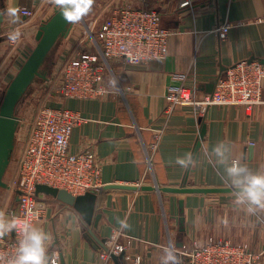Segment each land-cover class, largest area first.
<instances>
[{"label":"crops","instance_id":"1","mask_svg":"<svg viewBox=\"0 0 264 264\" xmlns=\"http://www.w3.org/2000/svg\"><path fill=\"white\" fill-rule=\"evenodd\" d=\"M184 1L99 0L95 17L99 20L126 6L159 12L162 27L171 32L168 54L144 65L123 67L114 60L105 76L111 93L95 99L59 100L53 105L60 102L84 119L73 129L68 151L76 154L90 149L101 163L102 185L91 192L97 196L96 210L101 216L93 229L99 240L107 243L115 234L126 254L150 264H160L162 248L170 243L187 264L183 247L209 239L227 241L247 246L256 255V264H264V211L250 215L232 203L223 169L211 155L212 146L225 141L232 158L264 172V82L262 103L250 111L233 105L212 106L199 116L188 106L167 110L165 100L171 86L194 85L200 95L206 94V86L227 68L264 60V0H190L189 5L180 6ZM0 4L5 13L10 8L34 12L32 19H26L19 11L17 23L3 15L1 90L32 52L38 27L53 14L55 5L51 0H0ZM221 23L231 25L224 41L211 32ZM15 30L21 37L12 42L8 35ZM113 78L118 88L110 85ZM200 118L206 131L196 147ZM188 152L195 165L188 169L175 165L174 158ZM15 172L16 168L13 176ZM13 196L10 208L17 212ZM39 200L45 206L44 218L34 224L52 236L49 259L56 256L60 264L62 255L64 264H115L111 258H100L102 249L87 236L74 213L62 210L43 194ZM117 217L127 218L131 228L117 232ZM118 263L124 264L123 259Z\"/></svg>","mask_w":264,"mask_h":264},{"label":"built area","instance_id":"2","mask_svg":"<svg viewBox=\"0 0 264 264\" xmlns=\"http://www.w3.org/2000/svg\"><path fill=\"white\" fill-rule=\"evenodd\" d=\"M185 0L180 6L189 5ZM20 14L32 19L31 9ZM264 20V19H263ZM97 29L88 31L93 51H74L55 64L44 87V104L27 124L23 147L16 165L15 175L7 183L8 191L19 192L17 212L9 209L7 216H15L21 222L35 223L44 218L45 206L36 194L37 185H47L65 190L73 196L96 191L101 187V163L90 149L71 154L68 151L72 131L81 125V115L62 105H51L65 99H95L111 93L105 84L110 63L117 60L121 66L149 64L163 60L168 54L171 35L161 25L159 12L154 9L119 7L106 18L99 20ZM231 25L216 24L211 32L219 41L227 38ZM82 44V42H81ZM264 64L258 60L242 61L227 68L215 81L211 94H199L195 86H171L165 94L167 110L176 106H188L199 116L212 106H240L245 110L262 103ZM47 103V104H46ZM50 104V105H49ZM19 120V127L21 120ZM18 132V130H17ZM17 134V133H16ZM154 147V146H152ZM21 230L0 239V254L4 259L14 255ZM113 234L102 250L100 258L123 254L124 264H150L140 256L126 254V247L116 243ZM187 264H256V255L245 245H232L227 241L209 239L204 244L183 247ZM56 256L51 264H58Z\"/></svg>","mask_w":264,"mask_h":264},{"label":"water","instance_id":"3","mask_svg":"<svg viewBox=\"0 0 264 264\" xmlns=\"http://www.w3.org/2000/svg\"><path fill=\"white\" fill-rule=\"evenodd\" d=\"M84 0H81L83 3ZM79 6V5H78ZM0 13H5L0 4ZM3 15H0V43L5 40L1 36V25ZM74 23L67 22L60 11L55 6L53 14L41 23L35 35V47L24 63L18 69L17 73L5 87L0 99V189H8L4 182V175L10 164L16 142V133L19 127L17 118V107L23 102V99L31 91V87L39 85L46 81L51 74L55 64V55L67 38ZM252 61V60H250ZM260 63L264 64V60ZM215 82L206 86V94L213 92ZM201 124L199 132V141L196 147H199L200 141L203 140L206 126L199 119ZM180 191H187L182 189ZM36 194H43L51 197L52 200L59 204L62 210L71 211L78 218L82 228L86 231L87 236L93 240L98 247L107 252L106 239L99 240L93 229L97 227L101 218L96 210V195L88 192L84 195L73 196L65 190L53 188L47 185H37ZM16 201H18L19 192H15ZM182 202L179 203L181 206ZM60 264H64L62 255H59ZM110 258L119 264L123 254L119 256L111 255Z\"/></svg>","mask_w":264,"mask_h":264},{"label":"clouds","instance_id":"4","mask_svg":"<svg viewBox=\"0 0 264 264\" xmlns=\"http://www.w3.org/2000/svg\"><path fill=\"white\" fill-rule=\"evenodd\" d=\"M57 7L63 18L69 23L79 22L84 15L91 9L93 0H51ZM79 5V6H78ZM19 9L10 8L6 14L12 23L19 21ZM21 32L12 31L8 39L16 42L20 39ZM113 88H118V81H109ZM211 155L215 157L217 166L223 169V178L232 190L234 197L232 203L243 208L250 215L264 211V172L253 171L240 159L231 157L230 145L225 141H219L211 148ZM175 165L183 169H188L195 165L196 161L191 152L183 156L174 158ZM118 224L117 232L129 230L131 225L127 218H116ZM21 230V238L17 242L15 253L12 257L4 259L0 254V264H51L48 255V247L52 242V236L42 227L33 223L21 222L15 216H6L0 212V239L15 231ZM163 255L160 257V264H183L181 255L178 254L174 243H170L162 248Z\"/></svg>","mask_w":264,"mask_h":264},{"label":"rangeland","instance_id":"5","mask_svg":"<svg viewBox=\"0 0 264 264\" xmlns=\"http://www.w3.org/2000/svg\"><path fill=\"white\" fill-rule=\"evenodd\" d=\"M98 4H100L99 0H93L91 9L87 12V14L84 15L83 18L79 20V22L74 23V25L72 26L70 33L68 34L67 38L63 41L62 45L60 46V48L58 49L55 55L56 68L59 64L58 62L62 60L63 56L65 58L69 54L74 53L76 49L77 51L94 50L89 42L90 37L88 31L92 30L94 32L98 27V22L96 23L93 22L98 13L97 12L99 9ZM75 39L76 41H74ZM68 41L72 42L70 46L68 44ZM4 89L5 88L0 90V99ZM45 94L46 91L44 87H38V85H34L31 87L30 93L24 97L23 102L19 104L17 107L16 115L17 118L21 120V125L16 134L14 151L10 160V164L4 176V182L6 184L10 182L11 178L13 177L17 165V161L23 147V139L25 136L26 126L34 117L37 109L42 104H44ZM50 104L53 105L52 103ZM13 206H14L13 193H10L8 189H0V212H2L6 207L4 210V214L7 216L8 210L11 209L10 207Z\"/></svg>","mask_w":264,"mask_h":264}]
</instances>
